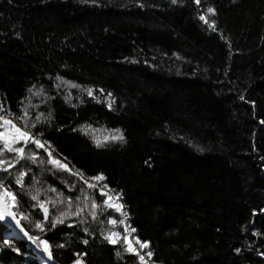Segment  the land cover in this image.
Returning a JSON list of instances; mask_svg holds the SVG:
<instances>
[{"label":"trees","instance_id":"16d2710c","mask_svg":"<svg viewBox=\"0 0 264 264\" xmlns=\"http://www.w3.org/2000/svg\"><path fill=\"white\" fill-rule=\"evenodd\" d=\"M0 101L43 113L33 133L122 193L156 264H264V0H0ZM116 129L123 141L96 146ZM28 169L21 189L15 176ZM0 178L57 263L140 264L123 240L105 239L125 235V216L103 206L98 188L27 160ZM35 188L41 200L56 188L84 211L53 229L67 204H49L44 221L27 195ZM81 188L101 205L96 220L90 202L76 201ZM11 232L0 221V264H46Z\"/></svg>","mask_w":264,"mask_h":264},{"label":"snow or ice","instance_id":"6c2138e0","mask_svg":"<svg viewBox=\"0 0 264 264\" xmlns=\"http://www.w3.org/2000/svg\"><path fill=\"white\" fill-rule=\"evenodd\" d=\"M175 3L176 0H173ZM197 4L201 2V0H195ZM208 13L215 14L214 8H208ZM200 19L203 20L205 23H209V19L207 16H200ZM210 27H215L214 22L210 24ZM58 80L62 79L61 77H57ZM72 87H77V85H72ZM31 92L32 90L29 89ZM88 94L92 95V90L88 89ZM109 96H111V93H109ZM30 106V105H29ZM29 106H25L22 108L21 113L17 114L11 111L10 108H7L5 104L0 103V172L5 173H11V170L16 168L17 165H20L22 161H31L33 164H49L54 169L60 170V171H67L70 172L72 175L78 176L84 181V184L87 186V189H97L99 185V192L100 195L105 197L103 201V206L107 208L114 209L117 212H120L122 215L126 217V213L123 211L124 205L120 203V200L122 199V193H117L115 197L110 194L114 190H108L109 186L106 183H102L104 180H106V177L103 174H99L97 176H93L90 178H85L84 173L80 170L72 171L68 167L67 163H64L62 160L57 159L55 156H53L54 149H51V145L48 144L47 141H44L41 139L42 133H33L32 129H34L37 126V123L41 121V117H43V113H40L33 119L29 112ZM111 107V105H109ZM264 123V121H262ZM88 129H85V132H87ZM109 139L116 141H123L124 136L123 133L116 129L113 134L106 135L103 137V140L96 137L95 143L97 147H102L104 142L108 141ZM32 145L35 147V149L40 150L42 149L45 153H47V159L45 160L44 157H41L38 155L37 151H33L32 148L29 146ZM51 149V150H50ZM28 170H21L18 171V173L15 176V184L23 189L25 188L24 180L25 177L28 175ZM33 180L35 181V177H33ZM38 183L39 181H35ZM34 187V185H33ZM72 187H75L74 185ZM71 190V189H70ZM48 191L55 192L57 194L56 199L49 198L48 200H41L40 199V189L35 188L34 193L29 190L27 192V195L30 196V198L33 201H36V205L34 207H39L40 210L43 212V219L44 221H48L50 218V210L48 205L51 204L52 207H56L57 204H67V210L66 211H60L58 216H52L51 217V228H55L58 224H63L65 222V219L71 216H80L84 208L80 207L79 203H76L75 205V211H73V200L71 197L65 198L62 192H58L56 188H49ZM81 196L76 197V201H81V197H83V203L84 207H89L90 202V208L91 211L89 212V215L93 218V220L97 219V209L101 207L100 204H98L93 196H91L85 188L80 189ZM20 208V200L18 198V194L14 192L10 186H6L4 180L0 178V221L5 220L6 218H11L13 221H15L16 225L19 227L21 224V220H29L30 217L28 215H25L22 211L19 212V218L17 209ZM84 221H81L83 223ZM109 224L116 225L117 220L116 219H109ZM120 224H124V220L119 221ZM72 225H69L71 227ZM35 227L37 229H40L42 232L44 231V224L40 221H37L35 223ZM24 232L25 236H28L30 240H32L33 243L38 242V247L42 246V250L46 253L49 260L53 259V253H52V245L49 243L47 239H41L37 236H31L27 231L24 230L23 227L20 229ZM85 233H88V229H84ZM135 229H131V232H135ZM131 233L128 231L127 228H125V235L122 237L120 232L117 231H109V233L105 236V239L108 240L111 244H118L121 243V240H123V243L126 245L124 248L125 252L131 253L136 255L139 258L140 264H147V261L145 260V256L140 254V251L133 245L131 240L129 239ZM7 243V241H5ZM83 243L87 244L88 241L84 240ZM136 244H139L140 249H148L150 247L148 242H141L139 238L136 239ZM64 244L56 245V247H64ZM239 251V250H238ZM120 253L117 252V256H119ZM153 253L151 251L147 252V256L150 258L152 257ZM75 264H82V261L80 259H77L75 261Z\"/></svg>","mask_w":264,"mask_h":264},{"label":"bare ground","instance_id":"6f19581e","mask_svg":"<svg viewBox=\"0 0 264 264\" xmlns=\"http://www.w3.org/2000/svg\"><path fill=\"white\" fill-rule=\"evenodd\" d=\"M41 139L44 140V141H46V140L43 139L42 137H41ZM48 144L50 145V143H48ZM51 149H54V148L51 146ZM51 149H50V150H51ZM54 150H55V149H54ZM53 156H55L57 159H60V160H62L64 163H67L68 165L71 166V163H69V162H68V161H67L62 155H60L56 150L53 151ZM72 168H73V167H72ZM107 190H113V189L108 188ZM110 194H112V195L115 197V195L117 194V192L114 190V191L111 192ZM120 203L123 204L122 199L120 200ZM123 205H124V204H123ZM123 211L125 212V207H124ZM17 218H19V215L17 216ZM3 221H6V222L9 223L10 225H12V227H13V228L15 229V231H17L18 233H22V231L20 230V229H21V225L18 227V226L16 225L15 221H13L11 218H6V219L3 220ZM126 225H127V229H128V231L131 233L129 239L131 240V242L133 243V245H134V246L140 251V254L145 256V260L147 261V264H156V263L152 260L151 257L149 258V257L147 256L148 249H140V248H139V244H136V239H137V237L135 236L134 232H131V229H133V228H131V227L129 226L128 221L126 222Z\"/></svg>","mask_w":264,"mask_h":264},{"label":"water","instance_id":"95a60500","mask_svg":"<svg viewBox=\"0 0 264 264\" xmlns=\"http://www.w3.org/2000/svg\"><path fill=\"white\" fill-rule=\"evenodd\" d=\"M42 138H44L43 136H41ZM71 166L73 167L72 169H73V171H76V170H78L77 168H75L72 164H71ZM82 172V171H81ZM84 173V172H83ZM84 177L85 178H90L88 175H86L85 173H84ZM104 183H105V181H104ZM122 202H123V198H122ZM123 204H124V202H123ZM124 207H125V205H124ZM125 213L127 214V212H126V207H125ZM5 224H7L11 229H12V231L13 232H16L15 231V229L12 227V225H10L9 223H7L6 221H3ZM21 225V227H23V225L22 224H20ZM24 228V227H23ZM24 230L26 231V229L24 228ZM13 232H11V233H8L7 234V237L9 238V237H11V236H14V233ZM22 238H24V239H26V240H28L29 241V243H30V247L33 249V251L35 252V253H37L40 257H41V259H42V261L44 262V263H46V264H59V263H57L56 261H54L53 259L52 260H49L48 259V257H47V255H46V253L41 249V248H39V247H37L33 242H32V240H30L29 238H28V236H25V234H24V232L22 231V233H18ZM134 234H135V232H134ZM135 236H136V234H135ZM148 251H150L149 250V248H148Z\"/></svg>","mask_w":264,"mask_h":264},{"label":"rangeland","instance_id":"374dc122","mask_svg":"<svg viewBox=\"0 0 264 264\" xmlns=\"http://www.w3.org/2000/svg\"><path fill=\"white\" fill-rule=\"evenodd\" d=\"M0 103H1V101H0ZM43 139H45V138H43ZM68 167H69L70 169H72V166L68 165ZM72 171H73V169H72ZM102 183H104V181H103ZM97 188L99 189V185H98ZM105 191H108V190H105ZM119 213H120V212H119ZM18 215H19V214H18ZM123 216H124V215H123ZM124 221H125L124 226H125V228H127V225H126V222L128 221L127 215H126ZM128 224H129V222H128ZM131 228H132V227H131ZM155 263H156V262H155Z\"/></svg>","mask_w":264,"mask_h":264}]
</instances>
